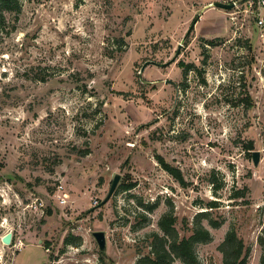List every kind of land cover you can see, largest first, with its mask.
I'll list each match as a JSON object with an SVG mask.
<instances>
[{
	"label": "rangeland",
	"instance_id": "374dc122",
	"mask_svg": "<svg viewBox=\"0 0 264 264\" xmlns=\"http://www.w3.org/2000/svg\"><path fill=\"white\" fill-rule=\"evenodd\" d=\"M16 2L0 12V264H139L164 213L188 238L201 212L199 264H223L230 231L264 263V27L247 1Z\"/></svg>",
	"mask_w": 264,
	"mask_h": 264
},
{
	"label": "trees",
	"instance_id": "16d2710c",
	"mask_svg": "<svg viewBox=\"0 0 264 264\" xmlns=\"http://www.w3.org/2000/svg\"><path fill=\"white\" fill-rule=\"evenodd\" d=\"M248 1V0H243ZM256 1V0H252ZM16 4V0H0V12L11 10L12 7L10 4ZM242 45V44H241ZM244 47L250 48L247 42H243ZM179 66L183 67V71L191 67L190 65H185L180 63ZM243 101L248 105V101L244 98ZM248 149H252V145L247 146ZM158 162L161 167L170 174L182 187L185 186L182 175L180 172L169 166L161 158H158ZM126 186V189H129ZM238 197V196H235ZM208 209L216 208V201H210L204 204ZM207 212H201L198 214V219L194 224L192 229V234L188 238H179L177 232L174 229L175 218L172 216V213H164L157 222L159 230L162 232V235L157 233H152L150 235V251L149 253L141 258L139 264H172L175 259H179L183 264H199L196 258L194 247L197 244L207 243L210 241L211 236L209 231L201 224V218L207 217ZM47 215H50V212L47 211ZM209 224L216 228L218 222L209 220ZM78 240V239H76ZM79 242V240L77 241ZM72 242V240L66 239L64 245L73 244L78 246L79 243ZM219 251L222 254L223 264H246V254L243 255V244L241 240H238L235 233L230 231L226 234V237L222 244L219 246ZM261 264H264L263 262Z\"/></svg>",
	"mask_w": 264,
	"mask_h": 264
},
{
	"label": "water",
	"instance_id": "95a60500",
	"mask_svg": "<svg viewBox=\"0 0 264 264\" xmlns=\"http://www.w3.org/2000/svg\"><path fill=\"white\" fill-rule=\"evenodd\" d=\"M213 8H220V9H224V10H231L233 8V5L230 4H225L222 2H216L213 3L211 5ZM193 26V25H192ZM192 26L188 29L187 33H189V31L192 29ZM148 65V63L144 64L141 69L140 72L138 73V76L141 77L142 72L144 70V68ZM252 160H253V164L254 166L257 165L258 162V152H253L252 153ZM120 180V176L119 175H115L114 178L111 181V185L110 188L108 190V193L106 195V197L104 198V200L101 202L100 205H103L104 203H106L110 197L112 196L114 190L116 189L118 182ZM92 237L97 245L98 251L100 252L101 255H105L106 254V238H105V233L103 231H95L92 233ZM11 239H12V235L10 233L5 234L2 238H1V242L5 245H10L11 243Z\"/></svg>",
	"mask_w": 264,
	"mask_h": 264
},
{
	"label": "built area",
	"instance_id": "2783aa9c",
	"mask_svg": "<svg viewBox=\"0 0 264 264\" xmlns=\"http://www.w3.org/2000/svg\"><path fill=\"white\" fill-rule=\"evenodd\" d=\"M249 1V0H248ZM247 1L246 8L243 9L244 13H248L252 15L254 18H256L255 24L258 28H263L264 27V17H261L259 15V8L264 6V0H256L254 1ZM236 6V4H233ZM67 195L64 193H60L57 195L58 202L60 204H65L66 203V198ZM20 243V242H19Z\"/></svg>",
	"mask_w": 264,
	"mask_h": 264
}]
</instances>
